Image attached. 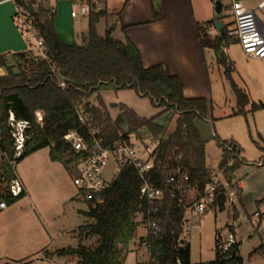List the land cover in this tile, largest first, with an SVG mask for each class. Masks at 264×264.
<instances>
[{"label": "trees", "instance_id": "1", "mask_svg": "<svg viewBox=\"0 0 264 264\" xmlns=\"http://www.w3.org/2000/svg\"><path fill=\"white\" fill-rule=\"evenodd\" d=\"M28 10L35 18L46 58L36 61L33 53H17L12 55L15 64L10 66L5 56L0 55V69L7 71V75L0 77V201L11 206L23 197L22 194L13 198L9 194V187L16 178L14 162L19 164L25 157L49 148L50 160L62 163L64 156L73 154L71 146L63 140L72 131L91 142L90 130L96 127L100 131L98 138L104 145L127 142L129 135L135 134L141 140L157 143L150 177L153 186L163 193V198L159 201L142 198L140 188L143 182L138 171L125 166L104 194L103 203L83 213L88 222L76 229L79 245L47 255L75 258L76 264H124L132 243L143 241L137 237L138 230L151 221L160 227L159 234L149 239L152 262L139 264H176L177 259L181 264H190L189 245L181 241L186 211L172 197L166 179L171 170L180 168L189 176L190 185L200 199L206 185L213 183V174L206 163V143L195 126L196 121L208 119L210 102L185 98L178 78L169 76L163 66L145 68L138 49L128 39L114 38L112 27L100 36L97 26L108 17L106 11H91L83 44L67 45L56 33L55 14L50 15L43 4L32 3ZM157 18L160 19L159 13ZM125 29L122 27V32ZM204 34L202 47L215 52L217 65L231 85L237 105L234 115L245 113L250 106L251 112L264 109V104L252 103L249 94L234 81L235 65L226 49L238 41L232 39L226 30L215 40H209ZM61 83L66 85L65 90L59 87ZM105 89H132L140 97H148L162 111L155 118L145 119L124 107L127 132L121 136L104 101L100 96L94 98ZM79 109H84L87 115L85 125L79 123ZM38 111L44 116L43 127L36 123ZM9 112L17 120L30 122L33 126L27 150L16 161L13 160V142L7 124ZM163 116L167 118L160 122ZM173 119L175 129L168 133ZM219 147L222 149L219 170L232 173L237 164L230 166V162L239 156V148L234 143H219ZM220 193L216 205L222 212L224 198ZM260 204H264V199ZM92 238L95 239L93 245H83L85 240ZM240 246L241 243H236L224 252L217 240L215 260L210 264H243Z\"/></svg>", "mask_w": 264, "mask_h": 264}, {"label": "crops", "instance_id": "2", "mask_svg": "<svg viewBox=\"0 0 264 264\" xmlns=\"http://www.w3.org/2000/svg\"><path fill=\"white\" fill-rule=\"evenodd\" d=\"M75 1L77 0H48L45 4V6L55 9L54 25L56 33L60 40L67 45H82L85 34L88 31L89 15L78 16L77 18L71 17L72 6ZM218 1L223 6L220 16V20L224 26L223 31L226 30L232 39L231 33L234 31V24L230 7L234 1L241 2L245 7L254 10L259 25L264 30V7L260 9L264 0H99L97 2L93 1L92 4L99 5L101 11H106L108 14V17L98 24L99 26L104 23L102 33L99 32L97 26L100 36H104L108 30L107 23L110 17L108 6L110 2L114 10L112 18H116L115 23L111 26L114 30L113 37L121 40L128 39L140 52L145 68L163 66L169 76L178 78L185 98L205 99L210 102L211 106L218 96L217 86L223 85L225 77L217 65L215 52L212 49L202 47V35L205 33L206 35L217 37L220 34L217 33L213 26L215 3ZM6 6H9L8 10H2ZM158 13L160 19L157 18ZM13 15V6L4 3V0H0V55L2 56L29 51L26 39L18 32L13 23ZM104 20L107 21L104 22ZM209 23H212V25L209 26ZM114 26H116L117 31L115 30L116 28L114 29ZM122 27L126 28L124 32H122ZM236 45L239 46V44ZM240 51L236 57L237 59L233 62L235 65L234 81L249 94L250 98L251 96L254 97L255 94L264 97V60L249 58L242 50ZM216 69H218L220 75L218 81H214L213 79V72ZM105 106L112 117L110 108L106 103ZM136 114L140 116L138 112ZM207 120H204L202 123L207 122ZM199 121L201 120L195 122V126L206 143L201 128L202 125H200L201 122ZM46 149H48L46 156H42V153ZM22 163H26L28 170L25 169V173L21 176L18 173V168ZM57 165L62 167V176H60L59 170L56 168ZM64 173L69 174L63 163L52 162L50 160L49 148H44L25 157L15 168V177L21 182L24 190L23 197L15 204L8 206L6 210L23 202L24 204H28L29 212L33 211V209L38 210L32 196L36 190L35 184L37 179L40 178L44 182L54 180L56 185L59 186L58 178L65 177ZM194 192L197 194L195 189L189 192L188 202L190 205L199 199L198 194L195 197L196 199L198 198L197 200L192 199ZM240 192L242 193V189ZM68 194H70L69 198L72 199L79 197L77 188L75 194L73 193L74 195L71 192ZM63 196L64 194L61 195L62 200H65ZM50 201H52L51 197L49 200L45 196V200L42 203L43 205H47ZM87 211L80 210L79 213L83 214ZM45 212L48 211L38 210L35 213L38 215L36 219L42 229L37 230L34 240L29 239L26 242L30 245L27 247L26 252L21 253V246H24L22 243L25 242V239H19L20 242L12 241L11 246L13 247L10 248L7 255H3L4 258L5 256H9L8 258H12L17 262L23 260L21 264H52L54 262L52 258L54 257L47 254L64 248H76L79 245L78 233L76 232L77 227H68V234L66 236L61 232L60 234L54 233L45 228L48 226L45 220L49 217V214ZM188 212H191L193 215L192 211H186L185 213L181 241L184 245H189V263L210 264L215 260L216 241H221V238L224 237L222 236L223 233L217 230L216 232H219L218 237L216 235L213 236L210 232H205L204 235L201 232L194 235L189 233V230L187 231L186 229ZM51 218L54 219L53 216ZM261 228L264 229V223L261 224L258 231L260 240L262 241L264 236L261 235ZM146 233V229L140 228L137 232L138 239L145 237ZM58 236L64 238V241L59 243L60 245L56 244ZM234 236L237 240L236 232ZM197 237H199V244L196 245ZM94 242L95 239H88L83 242V245L91 246ZM136 243L137 240L130 246L124 264L145 263L144 251L138 249ZM237 243L240 242L237 240ZM257 249L250 255L249 260H246L241 255L240 246L239 254L244 261L243 264H250V259ZM32 256H34L33 260L30 259Z\"/></svg>", "mask_w": 264, "mask_h": 264}, {"label": "rangeland", "instance_id": "3", "mask_svg": "<svg viewBox=\"0 0 264 264\" xmlns=\"http://www.w3.org/2000/svg\"><path fill=\"white\" fill-rule=\"evenodd\" d=\"M111 5L112 4L109 2L108 13L110 17L107 23L108 29L111 28L116 20V18H112L114 10ZM8 8L9 6H6L2 8V10H8ZM106 21L107 20H104V22ZM103 29L104 23L98 26L100 33L103 32ZM115 30L117 31V28ZM206 36L209 40H215L216 38L214 35ZM233 39L235 38L233 37ZM240 48L241 47L236 44H231L226 49L227 56L232 62L237 59V55L241 52ZM35 52L36 51L33 53ZM5 58L10 66L15 64L12 55L5 56ZM213 73L214 81H218L220 76L218 69L214 70ZM5 75H7V71L1 68L0 77ZM223 80V85L217 86L218 96L210 106L207 122H199H201L200 125H202L201 128L206 139V163L213 174V184L217 186H223L225 182L229 184H239L241 185L242 193L240 189L238 193V204L225 205L223 212H220L217 206L209 207L207 211L200 216V219L195 218L191 212H188L186 229L193 235L199 232L203 235L205 232H210V234H213V236L216 235V237H218L219 233L216 231H221L224 237L221 238L220 243L226 240L229 234L234 235L236 232L237 240L242 243L241 255L246 260H249L250 255L259 247L256 253L251 257L250 264H264V247L260 246V237L249 219L256 211L264 210V204L259 205L264 199V141L262 140L264 136V109L251 112L250 106L246 108L245 113L234 116V113H237L235 97L230 90L227 80H225V78ZM97 96H100L110 108L114 126L121 136L127 132L123 112L124 107L138 112L140 115L139 117L145 119L155 118L162 111V109L155 107L148 97H140L132 89L117 91L105 89L96 94L94 98ZM94 98L92 99L93 102ZM251 100L254 104H264V97H262V95L258 96L255 94L254 97L251 96ZM166 118L167 117L163 116L159 121L161 122ZM174 129L175 119L171 121L168 133L173 132ZM219 143H226L227 145H232V143H234L239 148V156L230 162V166L237 164L236 169L232 173L225 174L219 170V164L222 159V149L219 147ZM146 145L154 148L157 143L147 142ZM47 152L48 149L42 153V156H46ZM28 162L30 163V161ZM56 168H58L59 174L62 176V167L57 165ZM25 169H27L26 163H22L18 168V173L22 176L25 173ZM116 172L117 169L114 163L110 162L103 172L104 180L111 183L116 176ZM64 174V179L62 177L58 178L59 186L56 185L54 180L44 182L40 178L37 179L35 184L36 190L35 192L33 191L34 193L32 196L39 211H48L45 212L49 214V217L45 220L48 226L45 228L54 233L60 234L61 232L66 236L68 234V227L73 226L78 228L79 225L86 224L88 220L85 215L79 213L80 210L87 211L85 203H83L79 197H76V199L69 198L70 194L68 193L71 192L75 194L76 188L72 183L70 175ZM62 194H64L63 197L65 200H62ZM241 194L243 206L241 205ZM45 196H47L49 200L50 197L52 199L47 205H43L42 203V201L45 200ZM192 196V199H198L195 198L197 197L195 192ZM38 210L33 209V211L29 212L28 204H24L23 202L20 203V205L11 207L0 213V264L23 263V260L17 262L12 258H8L9 256H5L4 258L3 255H7L10 248L13 247L11 246L12 241L20 242L19 239H25V242L22 243L24 246H20L22 249L21 253L26 252L27 247L30 246L26 242L29 239L34 240L37 230L42 229L40 223H38L36 219L38 215L35 213H37ZM52 216L54 219L51 218ZM232 225L234 227H231ZM142 228L145 229V225ZM260 231H262L261 235L264 236V229L261 228ZM198 238L199 237L196 238V245L199 244ZM237 240L235 238V241ZM63 241L64 238L58 236L56 244L60 245L59 243ZM33 257L34 256L30 259L33 260ZM52 261L57 264L77 263V259L75 258L54 257Z\"/></svg>", "mask_w": 264, "mask_h": 264}, {"label": "built area", "instance_id": "4", "mask_svg": "<svg viewBox=\"0 0 264 264\" xmlns=\"http://www.w3.org/2000/svg\"><path fill=\"white\" fill-rule=\"evenodd\" d=\"M48 0H4V3L11 4L14 8L13 23L18 32L26 39L30 53L34 54L36 61L46 58L43 42L39 38V32L33 14L28 10L32 3L43 4L45 6ZM99 0H77L73 3L71 17L89 15L91 11L99 12L101 7L92 2ZM264 7V3L260 9ZM48 13L55 14L53 7L45 6ZM233 18L234 31L231 36L237 41L243 53L249 58L264 60V30L260 27L256 12L245 7L241 2L234 1L230 7ZM205 35V34H204ZM59 87L65 90L67 87L61 83ZM77 117L81 125L87 122V115L84 109L77 111ZM36 123L40 127L44 126V116L41 111L35 114ZM8 127L12 138L13 160H19L27 150V142L32 139V124L27 121L17 120L12 112H9L7 120ZM2 124L0 118V140L2 138ZM93 138L88 142L78 132L72 131L66 135L63 140L72 148L73 154L64 156L62 163L65 165L68 173L72 178L74 186L79 192V198L89 209L103 203V196L109 190L111 183L106 182L103 178V172L110 162H113L117 172L125 167L132 166L137 171L143 182L140 193L141 197L149 201H159L163 198V193L156 189L151 181L150 173L154 168L155 158L154 148L146 145L147 142L138 138L137 135H129L128 141H118L114 144L104 145L103 140L99 139L100 131L94 127L90 130ZM264 141V136L262 137ZM231 150V149H229ZM16 168V162L13 163ZM166 186L172 192V197L176 199L179 206L185 211H192L195 218L207 211L209 207L217 206L216 197L219 191L224 198V206L237 205L238 193L241 189L239 184L224 183L223 186L208 184L204 190V195L193 204L188 202L189 192L192 190L189 176L180 168L171 170L166 179ZM24 193L21 182L15 178L10 187L9 194L13 198H18ZM218 207V206H217ZM8 208L5 202L0 201V212ZM256 233L259 235V228L264 223V210H258L250 219ZM231 227H234L233 225ZM146 236L143 241H137L136 246L144 251L146 261L152 262V253L150 252V237H155L160 232V227L156 222L148 221L145 225ZM235 236L229 234L226 240L220 243L224 252L229 251L236 244ZM264 247V239L261 241ZM56 264V263H52ZM176 264H181L177 259Z\"/></svg>", "mask_w": 264, "mask_h": 264}, {"label": "water", "instance_id": "5", "mask_svg": "<svg viewBox=\"0 0 264 264\" xmlns=\"http://www.w3.org/2000/svg\"><path fill=\"white\" fill-rule=\"evenodd\" d=\"M222 10H223V6H222V3L221 2H216L215 3V16H214V20H213V26L215 28V30L217 31V33H222L224 34V31H223V24L220 20V16H221V13H222ZM116 28V26H114V29ZM229 84V87H230V90L231 92L233 93L232 89H231V85L230 83L228 82Z\"/></svg>", "mask_w": 264, "mask_h": 264}]
</instances>
